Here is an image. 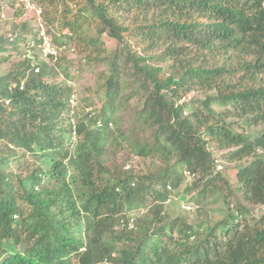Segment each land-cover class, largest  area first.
<instances>
[{"label":"trees","instance_id":"obj_1","mask_svg":"<svg viewBox=\"0 0 264 264\" xmlns=\"http://www.w3.org/2000/svg\"><path fill=\"white\" fill-rule=\"evenodd\" d=\"M25 2L57 24L54 45L84 46V62L103 70L80 109L67 79L76 62L65 51L42 59V27L23 21L0 36L6 62L32 33L18 70L0 78V264H264V213L248 220L241 203L230 207L210 149L230 151L245 201L264 206V0ZM193 92L205 97L189 105ZM96 97L104 106L88 109ZM238 122L254 130L240 133ZM120 152L163 162L140 175ZM186 178L182 200L218 195L228 216L212 226L169 220L165 204Z\"/></svg>","mask_w":264,"mask_h":264},{"label":"rangeland","instance_id":"obj_2","mask_svg":"<svg viewBox=\"0 0 264 264\" xmlns=\"http://www.w3.org/2000/svg\"><path fill=\"white\" fill-rule=\"evenodd\" d=\"M21 5H22V0H19V2L18 0H0V7L2 8V11L0 13V15L2 14V17L0 18V36L11 33L13 29H19L18 23H21L23 21H25L26 23L30 20L31 21L34 20L36 27H42L39 37H41V34H44L49 38V40H52V37L54 38V35L58 33L57 24L56 23L54 25H51L50 23L44 24L42 22V20L44 19H42L41 15H39L40 12L38 8L33 6L32 3L25 2L26 10H23ZM18 12L22 14L21 17L19 18L17 17ZM46 30H48L50 34ZM88 34L91 36L93 35V32L91 33L89 32ZM24 35H27V37H25L23 40H18L17 45L10 50L12 53V56L11 57L3 56L7 58L8 61L0 62V78H5L8 75H11V73H14L15 71H17L19 64L22 63L21 62L22 57L19 55L22 53H25L26 44H28L29 40L32 38L31 30L28 27L24 29ZM35 39L39 40L38 36ZM33 43H35V41ZM105 44L106 46H109L107 49L108 53L113 52L117 45L116 42L108 41V40H106ZM71 48L73 50L67 51V52L64 50L65 48H63L61 50L60 56L65 51L66 54L68 55V59L70 61L76 62V65H74L71 68V70L67 72V77H71L67 79L69 81V85H71L73 89V92H76L79 98V107L81 109V108H85V106H83V103H82V98L88 97L91 91H94V89L97 86V83L100 81L98 79L99 73L103 69H98L97 67H91L90 65L84 62L83 60L85 56L84 46H79V48H77L73 44ZM32 56L34 55H32L31 49H30V52L28 53V58L33 59ZM42 59L47 61V57H45V54L43 55ZM80 61L82 62L79 63ZM77 65H80V68H81V71L79 72L76 71L78 69ZM105 67L106 65L103 66L102 68L105 69ZM63 71H64V68L60 69L58 71V74H60V78L64 80L65 75ZM204 97L205 95L202 93L193 92L190 96L186 98V101L190 103V101L193 100L189 104L191 105L192 103H194V101L196 102L199 99H204ZM134 103H137V102L133 100L132 105ZM103 106H104L103 101L100 100V98L96 97L92 100L91 106H89L88 109L89 108L101 109ZM195 107L198 108L200 107V105L196 103ZM217 108L220 109L219 106ZM131 109L132 107H129L127 105L124 106V110L121 113L123 115L122 124H121L122 129L127 128L128 124L132 120V118L130 117ZM84 113L85 112H81L80 115L83 117ZM185 113L189 115L191 113V110L187 109ZM236 121L237 120H229V122H236ZM247 126L249 125H245L244 127L240 122H238L237 124L234 123V129L240 133H247V132L249 133L254 130V129L250 130V128H246ZM152 132L153 131L151 130L146 131L143 134L142 139H144L147 142H150L152 140V136H151ZM0 144H3V142H0ZM210 149H211V152L213 153L214 158L218 160L217 161L218 166L215 169V172H222L223 176L225 177L228 184L230 185V189L233 192V197L230 199L232 202L230 207L233 209L237 205L236 201H238L239 203H241L243 207L246 208L247 210L246 217L248 220L252 218H259L264 213V206L255 205V204L245 201L243 192L241 191L240 185L238 184L237 179L235 177L236 171L234 169L237 167V165H239V163H237L236 161L231 162L229 160L230 151L228 150L220 151V150L213 149V148H210ZM125 153L126 152H120L119 157H121L123 162H126V165L130 164L131 168L136 170V173L140 175L152 173L157 167L162 165V162H163L162 161L163 159L161 156H157L156 158H154L153 156H150V157L141 159L131 154L129 157L130 160L128 159L129 160L128 161V160H125L126 159ZM25 162L26 161H23L20 158L14 159L11 165V168L16 172H20L19 170L21 168H19V166L25 167ZM244 163L245 161H243V164ZM127 169L128 167L125 168V170ZM192 181L191 179L186 178V180L183 182L180 188L171 190V191H174L172 194H170L171 201L168 204H165V210L167 214H169L170 216L169 220L180 219L181 217H185L189 224H194L198 226L201 223L205 224L206 222H208V225L212 226L214 225V223L222 219H225L228 216V213H230L228 210L229 207L225 206L222 199L217 198L218 195L210 194L206 200L204 201L201 200L203 202H199L200 200H197L191 197L192 194H186L187 200H182L183 194H185L186 185L187 184L190 185ZM202 188L203 187L201 184L198 187V190L200 191ZM194 192H196V190ZM196 201L202 204L198 205ZM151 205H153V202H150L149 204H147V206L144 207L143 209H139L138 211H133V212L135 214L139 213L140 211L144 213L150 208ZM197 205L201 206L199 207L200 209L196 207ZM206 227H208L207 224L206 226H204L203 229L206 230L207 229ZM175 235H178L177 231Z\"/></svg>","mask_w":264,"mask_h":264},{"label":"built area","instance_id":"obj_3","mask_svg":"<svg viewBox=\"0 0 264 264\" xmlns=\"http://www.w3.org/2000/svg\"><path fill=\"white\" fill-rule=\"evenodd\" d=\"M41 38L43 41L42 47L44 49V54L46 55L52 54L54 56L57 55L58 53L57 48L56 46L53 45V43L49 40V38L44 34H41ZM76 100H77L76 95H74L70 100L71 106L74 110L77 108ZM74 123H75V120H74ZM105 264H109V263L106 262Z\"/></svg>","mask_w":264,"mask_h":264},{"label":"clouds","instance_id":"obj_4","mask_svg":"<svg viewBox=\"0 0 264 264\" xmlns=\"http://www.w3.org/2000/svg\"><path fill=\"white\" fill-rule=\"evenodd\" d=\"M39 41H41V45H39V49H43V47H42V44H43V41H42V38L41 37H39ZM52 43H53V41L52 40H50ZM54 45V44H53ZM33 46L34 45H31V47H30V49H32L33 48ZM54 46H56V48H57V51H58V53H57V55H52V54H48V55H46L45 54V57H49V55H51L52 56V58L54 59V60H57L58 59V56L60 55V53H61V49L57 46V45H54ZM43 55H44V49H43ZM76 109H78V108H76ZM107 262V261H106ZM109 263V262H108ZM110 264V263H109Z\"/></svg>","mask_w":264,"mask_h":264}]
</instances>
